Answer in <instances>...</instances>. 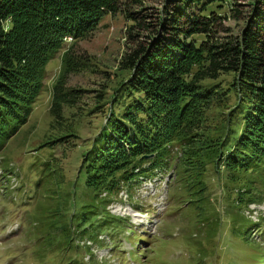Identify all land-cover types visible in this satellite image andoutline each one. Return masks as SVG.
<instances>
[{"label": "trees", "instance_id": "obj_1", "mask_svg": "<svg viewBox=\"0 0 264 264\" xmlns=\"http://www.w3.org/2000/svg\"><path fill=\"white\" fill-rule=\"evenodd\" d=\"M140 2L0 0V139H9L26 121L43 89L45 66L58 54L47 112L50 128L61 124L63 107H73L77 99L76 90L65 87L66 77L82 66L73 59L72 45L103 15L118 14L126 21L124 51L102 85V98L97 96L100 105H94L104 107L103 120L93 136L76 144L73 177L82 178L103 204L99 212L95 204L87 205L88 214L102 217L98 224L122 229L124 220L105 208L110 195L154 172H171L168 184L180 186L172 196L196 209L210 200L208 178L221 180L219 191L226 189L237 203H260L264 0H248L242 16L236 0H164L153 24L138 11ZM228 19L243 25L233 33L225 25ZM61 125L41 147L52 149L81 127ZM211 223L200 233L217 236Z\"/></svg>", "mask_w": 264, "mask_h": 264}, {"label": "rangeland", "instance_id": "obj_2", "mask_svg": "<svg viewBox=\"0 0 264 264\" xmlns=\"http://www.w3.org/2000/svg\"><path fill=\"white\" fill-rule=\"evenodd\" d=\"M247 1L236 0L241 16L248 10ZM140 5L138 11L153 24L165 4L141 0ZM125 25L118 14L103 15L92 32L71 47L73 59L82 66L66 77L65 87L74 88L77 99L73 107H63L60 122L81 127L67 132L52 149L41 147V141L62 126L50 128L47 112L58 54L45 66L43 89L26 121L9 139H0V264H264V198L237 203L226 189L219 191L221 180L215 178H208L205 189L210 200L198 209L172 196L180 186L168 184L171 172H154L110 195L105 208L124 220L122 229H110L114 223L98 224L103 218L94 220L88 214L87 205L95 204L99 212L103 204L82 178L73 177L76 144L93 136L103 120L104 107L94 105H100L97 96L102 98V85L124 51ZM225 25L235 33L243 21L228 19ZM70 44L65 41V46ZM208 222L217 236L200 233Z\"/></svg>", "mask_w": 264, "mask_h": 264}]
</instances>
